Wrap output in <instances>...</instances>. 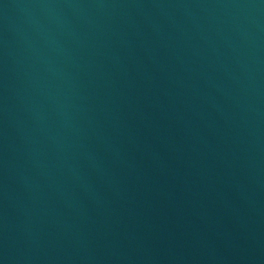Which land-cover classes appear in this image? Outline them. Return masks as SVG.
<instances>
[{
    "label": "water",
    "instance_id": "1",
    "mask_svg": "<svg viewBox=\"0 0 264 264\" xmlns=\"http://www.w3.org/2000/svg\"><path fill=\"white\" fill-rule=\"evenodd\" d=\"M0 264H264V0H0Z\"/></svg>",
    "mask_w": 264,
    "mask_h": 264
}]
</instances>
